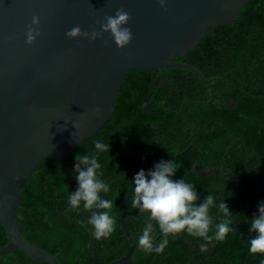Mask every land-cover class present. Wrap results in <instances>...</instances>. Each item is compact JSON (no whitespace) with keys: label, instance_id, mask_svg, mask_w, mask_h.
Here are the masks:
<instances>
[{"label":"trees","instance_id":"obj_1","mask_svg":"<svg viewBox=\"0 0 264 264\" xmlns=\"http://www.w3.org/2000/svg\"><path fill=\"white\" fill-rule=\"evenodd\" d=\"M175 60L195 66L210 79L214 98L208 85L187 68L130 70L116 93L111 118L96 136L60 160L44 159L32 177L21 182L17 217L28 242L62 264H106L123 256L129 240L120 214L130 179L161 160H175L178 170L173 179L185 178L194 184L200 202L208 194L216 199L217 206L209 211L214 218L209 234L215 233V223L224 218L218 208L222 200L232 213L233 231L225 240L211 243L184 232L169 236L163 253L145 252L138 237L148 214L129 205L131 187L124 222L137 243L131 256L134 263L264 264V255L249 251V240L255 235L249 231L250 219L264 202V0H250L231 24L211 28L193 50ZM97 139L108 144L109 151L97 153ZM231 144L234 147L226 154ZM77 153L97 154L102 179L110 184L111 191L101 194L113 202L111 215L116 219L115 231L108 238L94 237L88 224L91 213L82 205L79 210H68V196L78 188L73 172ZM201 154L208 160H221L214 174L194 171L193 166L202 167ZM153 227V243L158 246L163 234L154 222ZM7 242L0 222V247ZM200 244H207L208 251H200ZM0 264L36 263L14 248L0 255Z\"/></svg>","mask_w":264,"mask_h":264},{"label":"water","instance_id":"obj_2","mask_svg":"<svg viewBox=\"0 0 264 264\" xmlns=\"http://www.w3.org/2000/svg\"><path fill=\"white\" fill-rule=\"evenodd\" d=\"M249 1L168 0L165 10L157 0H0V222L8 238L0 255L18 248L36 264H62L23 236L17 217L21 182L44 159L60 160L96 136L111 118L116 93L130 70L187 68L208 85L212 100L210 79L175 58L193 50L211 28L231 24ZM119 8L132 16L127 26L133 38L123 49L110 33L95 41L66 35L77 25L98 30L97 20ZM34 15L40 17V24L33 25L40 35L28 44ZM133 182L134 176L120 214L129 247L106 264H135L131 256L137 243L124 222Z\"/></svg>","mask_w":264,"mask_h":264},{"label":"clouds","instance_id":"obj_3","mask_svg":"<svg viewBox=\"0 0 264 264\" xmlns=\"http://www.w3.org/2000/svg\"><path fill=\"white\" fill-rule=\"evenodd\" d=\"M167 10L168 0H157ZM132 19L131 14L124 8L116 10L114 15H107L103 20H97L98 30L91 32L83 30L79 25L66 32L70 38L84 37L95 41L104 33H110L115 44L123 49L133 38L131 27H128ZM40 17L34 15L32 24L28 26L26 43L33 44L40 35L38 27ZM95 112L100 109L96 108ZM79 127V123L74 124ZM97 153L109 151V145L97 139L95 143ZM73 172L76 174L78 188L71 191L68 196L69 211L79 210L81 205L85 211L91 213L88 224L92 226L96 239L108 238L116 227V219L111 215L113 202L102 197L111 191L110 184L102 179L104 173L99 171L101 164L97 154L75 155ZM178 167L175 160H161L150 170L141 169L134 176L132 195L129 205L133 209H139L140 213L148 214V222L142 229V235L138 237L139 247L145 252L163 253L169 243V236L176 237L186 232L187 235L202 238L204 241H223L233 231L231 215L227 203L222 200L219 211L224 218L215 223V233L210 235L213 226V216L209 214L210 208L216 207V199L208 194L200 202V197L195 185L186 182L185 178L173 179ZM153 222L158 225L163 239L158 246L154 245ZM250 233H254L249 240V251L252 254L264 255V202L258 207V214H253L250 219ZM200 251L207 252V244H200Z\"/></svg>","mask_w":264,"mask_h":264},{"label":"flooded vegetation","instance_id":"obj_4","mask_svg":"<svg viewBox=\"0 0 264 264\" xmlns=\"http://www.w3.org/2000/svg\"><path fill=\"white\" fill-rule=\"evenodd\" d=\"M158 70V69H157ZM155 70V71H157ZM155 80H157V78H155ZM161 83H164L165 80H160ZM232 103V102H231ZM145 108H147V106L145 105ZM192 145L190 144L189 147H191ZM234 147L233 144H231L229 147H227L226 149V154H229L230 153V150ZM244 150V149H243ZM252 158H255V155L252 154ZM201 159H202V167H195L193 166V169L194 171H198V170H201L202 171V174L201 175H206V174H214L215 171H216V168L218 167L219 163L221 162V160H217V161H214V160H208L204 157L203 154H201Z\"/></svg>","mask_w":264,"mask_h":264}]
</instances>
